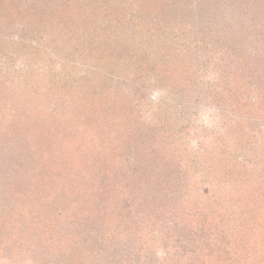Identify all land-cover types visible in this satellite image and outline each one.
<instances>
[{"label": "rangeland", "instance_id": "374dc122", "mask_svg": "<svg viewBox=\"0 0 264 264\" xmlns=\"http://www.w3.org/2000/svg\"><path fill=\"white\" fill-rule=\"evenodd\" d=\"M0 264H264V0H0Z\"/></svg>", "mask_w": 264, "mask_h": 264}, {"label": "trees", "instance_id": "16d2710c", "mask_svg": "<svg viewBox=\"0 0 264 264\" xmlns=\"http://www.w3.org/2000/svg\"><path fill=\"white\" fill-rule=\"evenodd\" d=\"M56 131H57V129H56V128H53V132H56ZM53 132H52V133H53Z\"/></svg>", "mask_w": 264, "mask_h": 264}]
</instances>
